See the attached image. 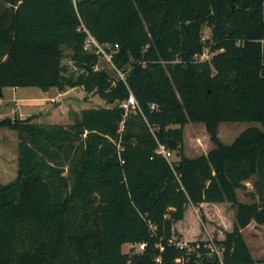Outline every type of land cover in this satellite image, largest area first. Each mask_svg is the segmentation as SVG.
Instances as JSON below:
<instances>
[{
    "label": "trees",
    "instance_id": "16d2710c",
    "mask_svg": "<svg viewBox=\"0 0 264 264\" xmlns=\"http://www.w3.org/2000/svg\"><path fill=\"white\" fill-rule=\"evenodd\" d=\"M83 25L125 78L95 68L102 55L84 48ZM263 38L264 0H0V127L19 139L17 176L0 182V264H216L206 248H188L208 234L185 237L196 216L186 215L225 202L235 208L231 229L211 234L225 264H258L243 229L264 224ZM207 45L216 52L195 60ZM7 86H79L107 105L67 124L3 117ZM131 92L148 121L126 116L119 154V103ZM239 120L261 126L223 142L219 123ZM191 121L215 143L195 157L182 145ZM148 123L175 141L173 165L155 153ZM135 242L145 247L122 250Z\"/></svg>",
    "mask_w": 264,
    "mask_h": 264
},
{
    "label": "rangeland",
    "instance_id": "374dc122",
    "mask_svg": "<svg viewBox=\"0 0 264 264\" xmlns=\"http://www.w3.org/2000/svg\"><path fill=\"white\" fill-rule=\"evenodd\" d=\"M204 33H209V28H205ZM70 48H65L64 62L68 64L70 68H73V62L70 58ZM100 64L105 66L111 73L113 68L108 63L105 57H101ZM57 87H51L47 91L41 90L38 86H7L4 91L3 101L4 103L10 102L13 98L14 106H18L25 111H47L46 113H34L33 121L40 123H63L67 124L72 122L77 115L81 113L82 108L91 106L107 105V102L98 94H89V98L85 99L86 92L81 87L68 88L66 93L58 94ZM56 93V94H53ZM53 94L47 101L40 98L35 100H28V97L33 96H48ZM61 109L56 111V109ZM13 112L10 116H15ZM257 125L261 126L258 121H221L218 125V135L225 143H231L235 137L243 131L245 128ZM17 131L9 127H2L0 129V136H8L3 140L5 147V155L2 157L4 168L0 171V182L8 183L15 179L18 170V142ZM7 134V135H6ZM214 142L211 140L210 135L206 129V125L202 121L188 122L183 127V151L189 157H195L203 153H207L213 146ZM67 173V170L65 171ZM247 187H251V183H247ZM239 199L251 200L249 196L245 195L243 189L237 190ZM195 212V213H194ZM191 213H194L192 219L186 221L185 237L199 238L202 237L203 232H207L210 235L221 236L225 227H230L235 215V208L229 202L222 203L220 205L205 204L204 206L194 207V210L189 209L186 217L188 218ZM206 216L205 223L202 224L201 214ZM199 224H198V221ZM180 226V225H179ZM188 228V229H187ZM258 228V229H257ZM256 229L250 227L246 232V239L251 245L253 256L259 260L258 264H264V226H258ZM262 231V232H261ZM263 234V239L260 238V234ZM258 234V235H257ZM257 236V237H256ZM139 242L125 243L122 246L124 252H129L132 247L139 248ZM137 250V249H136Z\"/></svg>",
    "mask_w": 264,
    "mask_h": 264
},
{
    "label": "built area",
    "instance_id": "2783aa9c",
    "mask_svg": "<svg viewBox=\"0 0 264 264\" xmlns=\"http://www.w3.org/2000/svg\"><path fill=\"white\" fill-rule=\"evenodd\" d=\"M83 29L87 32V36L85 38L84 41V48L87 50H93L99 54L102 55V57H105L108 61V63L110 64V66L113 68V70L116 71V73L118 74V76H120L121 78H125V73L122 72L121 70H119L118 68H116V66L113 64L112 59H111V53L107 52L106 47L101 44L100 42H98V40L95 38L94 35L91 34V32L83 25ZM209 34L208 33H204L202 35V40L204 42H206V40L209 38ZM264 41V38H263ZM117 46V44H116ZM216 51L211 50L210 46L207 45L204 47V49L201 52H197L194 54L193 58L195 60H200V61H205V60H209L212 55L215 53ZM96 69L98 68H105V66H103L102 64L97 63L95 66ZM107 69V68H106ZM119 106L122 107L124 109V118L122 120L121 126L119 128V134H120V138L119 141L117 142V148H118V152L119 154L121 153V150H123V146L121 144V135H122V131L124 129V121L126 116L134 113H141L145 120H147V118L145 117L142 108L137 100V98L135 97V95L131 92L130 95L128 96L127 99L121 101L119 103ZM152 107L155 106V104H151ZM150 130L153 133L156 142H157V146L155 148V153L160 154L162 156H164L171 165H173V160L175 157V152L174 150L166 143L161 141L155 131V126L149 124ZM122 161H124L123 159H121ZM170 242H173V239H170ZM178 245H180L181 247L186 246L187 244L185 242H177ZM140 249H143L145 247V243L142 242L139 244ZM206 248L211 254L215 255L217 257V263L216 264H225L224 259H223V247L221 245H219L212 237V235H210L208 233L207 238L205 239V242L202 244L201 242H197L195 244V246H190L188 248ZM161 249H163V246H160ZM160 255L156 258L157 260H161L160 259Z\"/></svg>",
    "mask_w": 264,
    "mask_h": 264
},
{
    "label": "crops",
    "instance_id": "0c3cea01",
    "mask_svg": "<svg viewBox=\"0 0 264 264\" xmlns=\"http://www.w3.org/2000/svg\"><path fill=\"white\" fill-rule=\"evenodd\" d=\"M13 87H16V86H13ZM5 88L6 87H4V89H3V96H4V91H5ZM82 88V87H81ZM42 90V89H41ZM67 91H63V92H61V91H59V90H57V92L56 93H58V94H63V93H66ZM56 93H53V94H56ZM53 94H50V95H48V96H33V97H28V100H35L36 101V99L37 98H40V99H42V100H44V101H47ZM14 99V98H13ZM13 99L8 103V102H6V103H4V101H3V97H2V99H1V105H2V113H1V115L4 117V116H10L9 114H12L13 112H15L14 114H15V116H19V117H27V116H33V114L34 113H46L47 111H49V110H47V111H23L22 109H20L18 106H14V103H13ZM59 110H61V109H56V111H59ZM10 117H14V116H10ZM2 127H0V129H1ZM7 135V134H6ZM8 136H0V171L4 168V164H3V162H2V157H4V155H5V147H4V145H3V140H5V138H7ZM17 137H18V133H17ZM18 157V156H17ZM250 181H248L247 183H249ZM251 183V187H250V189L252 188V182H250ZM240 200H242V199H240ZM243 201H246V200H243ZM206 203H204L203 204V206L205 205ZM214 205H216V204H214ZM264 226V224H258V223H256L255 221H252L248 226H246L244 229H243V233H244V235H246V232H247V230L250 228V227H254L255 229L258 227V226ZM258 229V228H257ZM262 232V231H261ZM258 235V234H257ZM258 236H260V238L261 239H263L262 237H263V234L261 233L260 235H258ZM257 237V236H256ZM247 240V239H246ZM247 242H248V240H247ZM249 243V242H248ZM249 245H250V243H249ZM250 247H251V245H250ZM255 257V256H254ZM257 259V258H256Z\"/></svg>",
    "mask_w": 264,
    "mask_h": 264
},
{
    "label": "water",
    "instance_id": "95a60500",
    "mask_svg": "<svg viewBox=\"0 0 264 264\" xmlns=\"http://www.w3.org/2000/svg\"><path fill=\"white\" fill-rule=\"evenodd\" d=\"M167 144L172 148L175 145V141L172 139H167Z\"/></svg>",
    "mask_w": 264,
    "mask_h": 264
}]
</instances>
